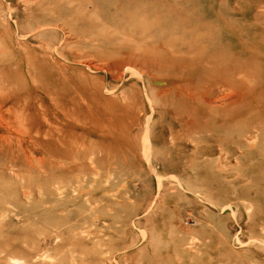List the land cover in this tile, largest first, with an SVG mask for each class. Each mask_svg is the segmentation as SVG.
Masks as SVG:
<instances>
[{
  "label": "rangeland",
  "instance_id": "374dc122",
  "mask_svg": "<svg viewBox=\"0 0 264 264\" xmlns=\"http://www.w3.org/2000/svg\"><path fill=\"white\" fill-rule=\"evenodd\" d=\"M0 264H264V0H0Z\"/></svg>",
  "mask_w": 264,
  "mask_h": 264
},
{
  "label": "bare ground",
  "instance_id": "6f19581e",
  "mask_svg": "<svg viewBox=\"0 0 264 264\" xmlns=\"http://www.w3.org/2000/svg\"><path fill=\"white\" fill-rule=\"evenodd\" d=\"M36 183H37V182H36ZM28 191H29V190H28ZM28 191H27V192H28ZM24 192H25V191H24ZM29 193H30V192H29ZM25 194H26V193H25ZM6 213H7V212H6ZM1 220H2V219H1ZM62 222H63V221H62ZM57 226H58V225H57ZM43 258H45V257H43ZM47 259H48V258H47ZM10 260H11V259H10ZM35 260H36V259H35ZM48 260H49V259H48Z\"/></svg>",
  "mask_w": 264,
  "mask_h": 264
}]
</instances>
